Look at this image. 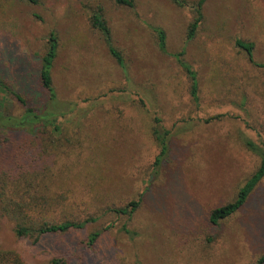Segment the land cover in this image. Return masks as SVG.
I'll return each instance as SVG.
<instances>
[{"label":"rangeland","instance_id":"374dc122","mask_svg":"<svg viewBox=\"0 0 264 264\" xmlns=\"http://www.w3.org/2000/svg\"><path fill=\"white\" fill-rule=\"evenodd\" d=\"M185 1L179 7L171 0H135L134 8H122L112 0H44L15 4L0 18V84L40 107L47 99L33 56L43 51L47 35L58 33L59 99L49 108L65 128L61 141L52 128L42 129L30 154L55 173L79 161L90 190L83 193L84 208L100 216L85 230L35 245L19 238L15 223L0 213V247L18 250L29 264H50L67 248L69 264H256L264 257V178L232 217L220 226L209 221L210 210L233 202L260 165L248 144L264 148V69L256 66L264 65V0H207L189 42L199 0ZM100 9L124 69L89 26ZM156 28L166 33L167 53ZM236 40L255 44V64ZM183 51L197 73V102L175 58ZM0 102L3 110H22L1 86ZM155 128L171 132L159 166ZM141 196L131 220L106 210ZM112 223L96 245L87 244L92 232Z\"/></svg>","mask_w":264,"mask_h":264},{"label":"trees","instance_id":"16d2710c","mask_svg":"<svg viewBox=\"0 0 264 264\" xmlns=\"http://www.w3.org/2000/svg\"><path fill=\"white\" fill-rule=\"evenodd\" d=\"M112 1L116 6L122 8H134L135 6V0ZM171 1L179 7L187 6L185 0ZM206 1L199 0L196 5L192 6L196 16L188 28V42L195 38L204 19L203 5ZM43 2L44 0H0V18L10 12L16 6L15 4L38 6ZM89 26L101 33L109 46L111 55L124 69V60L112 45V33L102 9L90 17ZM155 31L158 35L160 50L167 53L165 31L161 28H156ZM45 43L39 56L37 58L33 56V59L38 62L39 89L45 100L47 99L43 106H38L34 99L25 100L19 93L13 92L5 83L0 84L3 90L5 88L6 91L15 96L22 107L19 113L10 112L6 109L3 110L4 105L0 102V213L15 223V232L19 238H29L35 245L45 238L65 237L76 231L85 230L100 219L96 213H88L84 208L86 200L83 193L87 191L84 189L86 186L82 183L81 177H84L86 173L81 170L79 161L68 162L57 168V173H55V169L49 165H40L36 161V155L30 154V151L37 147L34 143L41 139L42 129L52 128L56 136L60 138L63 134V128H65L58 124V120L61 118L59 113L49 108L50 105H55L59 99L54 84V66L61 46L58 33L52 31L45 37ZM235 45L247 54L251 63L255 64L253 58L255 44L253 42L236 40ZM184 54V51L180 52L175 55V58L189 77L191 97L197 102L199 100L197 73L192 66L184 61L182 58ZM256 66L264 69L262 64H256ZM25 71L24 74H27ZM141 102L145 104L143 99ZM74 134H76L75 130ZM170 134V130L167 129L155 128L153 132L154 139L160 148L155 166H159L162 161L161 158L169 152ZM248 145L260 157V165L240 188L237 198L233 202L210 210L209 221L211 226H220L222 221L232 217L243 208L248 197L264 178V148L250 142ZM89 192L90 190L87 193ZM141 203L142 196L122 207H117L114 204L109 205L106 210L121 219L131 220ZM112 227H114V223L102 230L92 232L88 236L87 244L96 245L102 233ZM123 230L131 234L127 225L123 227ZM67 249V251L59 253L61 256L53 258L50 264H69V260L72 259V252L69 248ZM0 264H29V262L18 250L0 247ZM256 264H264V257Z\"/></svg>","mask_w":264,"mask_h":264}]
</instances>
